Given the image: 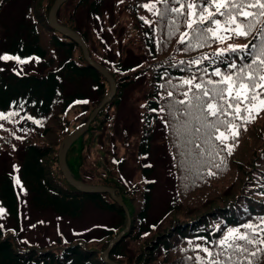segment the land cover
Wrapping results in <instances>:
<instances>
[{"label": "trees", "instance_id": "16d2710c", "mask_svg": "<svg viewBox=\"0 0 264 264\" xmlns=\"http://www.w3.org/2000/svg\"><path fill=\"white\" fill-rule=\"evenodd\" d=\"M10 1L0 0V19ZM54 1L27 0L20 17L12 26L3 28L5 33L0 47L4 53L24 61L34 59L40 68L38 71H17L5 66L6 62L0 63V113L8 116L0 120V153L6 151L13 156L20 152L17 174L37 209L79 218L86 202H91L99 209L113 212L117 221L112 227L102 228L98 238L62 234L50 237L46 243L27 242L16 226L11 227L12 232H6L3 226L0 228V264H109L102 252L125 228L128 216L129 226L111 247V259L120 264H200L198 257L208 259L200 249L218 250L215 242L227 234L228 228L240 227L241 232H246L248 230L241 227L244 223L259 224L258 218L264 217V111L254 114L252 122H246L236 118L232 109L225 105L227 111L220 114L219 119L241 126L238 139L229 138L225 142L233 146L229 153L225 144L216 139L221 132L229 135L226 126L220 125L217 132L207 126L217 122L216 116L202 113L195 107V100L192 108L178 101L186 99L182 93L188 86H181L184 79L195 76L196 83L208 79L218 81L220 77L212 75L216 68L235 76L245 64L256 69L264 67L259 63L264 59L259 57L264 17L237 16L236 23L242 24L245 30L249 23L254 25L247 36L218 31V35L228 38L221 42L209 34L208 42L202 47L189 48L192 40L181 43L180 37L184 32L192 37L187 21L198 19L202 0H117L113 7L114 27L120 22L124 25L116 39L109 43L120 50L112 59L100 48L92 47L96 41L97 46L103 45L100 32L90 35L78 27L80 9L85 8L93 18L101 15L107 0H65L60 5L58 20L81 34L90 56L104 64L116 81L113 96L99 108L87 130L67 149V165L73 175L84 182L113 187L125 203L127 213L110 192H86L76 188L60 168V142L88 119L107 93L109 82L85 58L75 39L49 24V11ZM244 2L254 3L255 0ZM151 3L156 4V10L163 16L144 7ZM188 4L197 7L190 9ZM166 8H180L181 11L180 14L165 12ZM211 11L212 19H219L225 25V17L215 14L214 7ZM245 11L258 14L264 10L247 8ZM205 16L203 24L194 23L193 27L215 28L207 19V13ZM133 42L138 43L142 52L137 63H131L123 54ZM230 45L238 46V51L232 52ZM221 50H224L223 55H220ZM232 62L237 69L229 67ZM140 75L145 79L142 127L136 136L137 143L133 144L140 179L132 184L118 177L124 158L108 150L115 140L113 110L119 106L123 91ZM85 81L89 82L88 91L84 88ZM256 90L264 93V88ZM198 92L193 88L189 97ZM202 100L207 102L208 97ZM240 115L245 117L247 113ZM158 123L164 126L173 181L164 212L151 218L153 170L146 161ZM130 136L124 133L116 140L128 144ZM0 206L15 220L20 217L19 189L13 170L7 168L0 172ZM260 235L264 237V232ZM247 247L249 251L255 250L252 245ZM258 247L264 250V245ZM234 260L237 264H248L249 260L252 264H264V251L257 257L237 254Z\"/></svg>", "mask_w": 264, "mask_h": 264}, {"label": "rangeland", "instance_id": "374dc122", "mask_svg": "<svg viewBox=\"0 0 264 264\" xmlns=\"http://www.w3.org/2000/svg\"><path fill=\"white\" fill-rule=\"evenodd\" d=\"M116 1L107 0L101 15L94 16L93 18L85 8L80 9L78 13V27L81 30H85L90 35H93L95 32L101 33L99 35L104 41L103 45L101 47L100 45L97 46L98 42L96 41L93 42L92 47L94 49L100 48L107 56L110 57L111 55L112 59L117 57L116 53H119L120 50L117 47L110 46L109 43L116 39L120 29L124 25L123 22H120L114 27L115 12H113V7L115 8ZM26 2L27 0H12L6 4L0 19V39L5 33L4 26H12L14 24V21L23 13ZM3 54H5L4 50L0 47V55ZM123 54L131 63H137L142 58V52L137 42L129 44V47ZM2 62H6L5 66L17 71H38L40 68L39 63L34 59L27 60L26 63H20L17 60L5 61L0 59V63ZM144 82V76L140 75L137 80L123 91L119 106L113 110L116 120L115 140L109 145L108 151L114 154L117 153L116 156L124 158L118 177L125 183L134 184L140 179L139 162L133 144L137 143L138 138L136 136L142 127L141 115ZM88 84L89 82H84V88L87 91L89 90ZM90 96H93V94L90 93ZM124 133L129 136L131 135L128 144H125L124 141L116 140L119 137L122 138ZM19 155L20 152L13 156L9 155L6 151L0 153V172L2 168L13 170L15 183L19 189L21 205L18 220L7 215L6 212L0 218V223L5 227L6 232H12L11 227L14 225L20 231L25 241L34 243H46L50 237L62 234L74 238H79L82 234L98 238L102 235V228L112 227L117 221V217L113 212L99 209L91 202H86L79 218L59 216L52 210L37 209L33 206L30 194L24 189L20 180L19 184L16 182L17 178L19 179L17 174ZM170 157V152L164 140V126L158 123L146 161L151 165L153 170L151 178L154 182V188L152 190V201L149 210L151 218L159 216L164 212L166 202L172 193L173 173Z\"/></svg>", "mask_w": 264, "mask_h": 264}, {"label": "snow or ice", "instance_id": "6c2138e0", "mask_svg": "<svg viewBox=\"0 0 264 264\" xmlns=\"http://www.w3.org/2000/svg\"><path fill=\"white\" fill-rule=\"evenodd\" d=\"M157 2H163V0H157ZM178 2V0H177ZM207 5V7L205 6ZM145 8L149 11H154V14H158L163 16V13H159L156 10V4H145ZM183 5H181V8ZM188 8H196V4H188ZM215 8V14L225 17V25L221 24L219 19H212L213 12L212 8ZM201 13L197 20H188L187 27L192 31V37H189L188 32H184L180 37V42L185 43L186 39H191L192 42L189 43V48L202 47L209 40V34H212L217 40L223 42L228 37L217 32H228L231 31L236 36H247L254 28V25L249 23L247 25V30L244 29L242 24L236 23L237 16H244L245 18L252 16H262L264 17V11L257 13H251L245 11L247 8H259L264 10V0H255L254 3H245L244 0H202L200 5ZM223 9V10H222ZM175 12L180 14V8H166L165 12ZM205 13H207V19L211 21L216 27L213 28L211 26L205 29H199L193 27L194 23L203 24L206 20ZM194 17L196 13L192 14ZM147 22V21H145ZM259 22V21H257ZM227 25H235V27H228ZM178 31V26H175ZM173 33L170 32L171 36ZM255 48V46H253ZM232 52L238 51V46H229ZM243 51V49H240ZM224 50H221L220 55H223ZM259 57H264V26L261 28L260 34V47H259ZM0 59L5 61L15 59L20 63H26L27 61L21 60L18 56L13 57L8 54L0 55ZM256 61L254 60L253 63ZM192 63H199V61H193ZM260 65L264 66V59L259 60ZM229 67L232 69H237L236 63L232 62L229 64ZM206 71V70H205ZM214 76L220 77L218 81H214L212 79H208L207 81L201 80L200 83L195 82V76L191 79H184L182 81L181 86H188V90L183 92L182 95L186 97L185 100L178 101L179 104H186L188 108L193 107V100L196 101L195 107L199 108L202 113H206V115L216 116L217 122L208 124L207 126L210 128H214L217 132H219V126L224 125L229 130V135H225L223 132L220 133L216 139H219L222 144H225V147L231 153L232 145H228L225 142L231 138L232 140H236L239 137V129L240 125H236L231 121H224L219 119V115L223 114L227 111V108L232 109L236 118H242L246 122H252V119L255 115H259L261 111H264V99L261 97L264 96V93L258 92L257 88H264V67L259 69L252 68V65L245 64L243 67L238 69L237 74L234 76L232 73H222L219 68H216L212 73ZM206 85H210L211 88ZM173 87H179L174 85ZM198 89V93H194L191 97H189V93L192 92V89ZM211 93V94H210ZM169 96L172 95L171 92L168 93ZM203 97H208V101L205 102L202 100ZM223 101L221 104H217L216 101ZM83 103H87V101H83ZM243 105V108L241 107ZM247 113V116L241 117V113ZM11 115V114H9ZM8 119V116H5L3 113H0V120ZM29 119H31L29 117ZM17 184H19V179L17 178ZM5 209L0 207V218L3 217ZM260 223L253 224L251 222L244 223L241 225L244 229H247L246 232H241L240 227L237 228H228L227 234L219 239L217 242V248L215 252L210 250L207 247L201 248L200 251H203L207 254V258L198 257L200 264H237L234 260V257L239 255L257 257L258 253L264 251L260 249L259 245H264V237L260 234L264 232V217L258 218ZM0 228H3V225H0ZM243 242V243H240ZM248 245H252L255 250L249 251ZM199 247V246H197ZM221 257H225L226 259H221ZM247 258V257H245ZM188 259H192L189 257ZM248 264H252V261L249 260Z\"/></svg>", "mask_w": 264, "mask_h": 264}, {"label": "water", "instance_id": "95a60500", "mask_svg": "<svg viewBox=\"0 0 264 264\" xmlns=\"http://www.w3.org/2000/svg\"><path fill=\"white\" fill-rule=\"evenodd\" d=\"M64 1L65 0H55L53 2L52 7L49 11V16H48L49 24L51 26H53L54 28H56L61 33L65 34L66 36H69V37L75 39L80 44V46L82 47L85 58L95 68L100 70L105 75V77L107 78V80L109 82V89H108L107 93L101 98L100 103L91 111L88 119L83 124L79 125L74 130H72L68 134H66V136L60 142V146H59V150H58L59 165H60L61 170L63 171L64 176L73 186H75L76 188L82 189L83 191H86V192H88V191H108L111 193L112 197L115 200H117L122 206H124L126 212L128 213V209H127L125 203L123 202L121 196L117 195L115 193V190L113 187L103 185V184H90V183L84 182V181L76 178L67 165V161H66L67 149L69 148V146L71 145V143L74 140H76L81 134H83L87 130L90 121L97 114L99 108L102 107L106 103V101L109 98H111V96H113V94L116 91V81H115V78L113 77V75L111 74V72L107 69V67L104 64L93 59L90 56L88 46H87L85 40L83 39V37L81 36V34L79 32H77L75 29H73L72 27L63 24L58 20L57 11H58V8L60 7V5ZM129 223H130V218L128 216L127 217V224H126L125 228L120 230L118 232V234H116L110 240L109 245L102 252L103 259L105 261H107L109 264H120L119 262L110 258L109 252H110V249L113 246V244L119 240V238L121 237L123 232L127 229V227L129 226Z\"/></svg>", "mask_w": 264, "mask_h": 264}]
</instances>
